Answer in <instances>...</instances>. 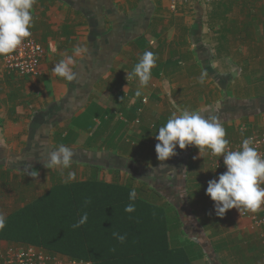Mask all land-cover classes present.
I'll use <instances>...</instances> for the list:
<instances>
[{
	"label": "crops",
	"instance_id": "obj_1",
	"mask_svg": "<svg viewBox=\"0 0 264 264\" xmlns=\"http://www.w3.org/2000/svg\"><path fill=\"white\" fill-rule=\"evenodd\" d=\"M168 5L169 0H36L30 31L44 48L39 74L6 72L0 55V214L6 216L33 199L30 194L39 196L49 188L46 181L18 191L14 172L30 173L40 165L37 173L48 169V152L61 144L73 150L77 159L72 163L84 165V179L95 167L99 180L119 182V169L112 165L128 156L137 164L134 172L143 167L138 172L155 181L167 177L173 192L187 160L178 146L166 161L157 159L158 128L173 112L209 107L214 92H264V0H217L176 10ZM76 46L86 51L77 56ZM146 50L158 59L148 85L141 87L138 78L126 77ZM69 55L77 73L71 82L52 71ZM202 73L204 83L199 82ZM231 131L228 136L235 140L249 134ZM69 135L74 138L68 140ZM104 170L110 178H103ZM191 183L200 194L199 180ZM193 207L186 226L197 232L198 225L215 240L204 235L210 246L192 240L202 251L193 264L207 255L210 264H264L262 239L249 232V221L237 208L221 217L202 203ZM220 232L237 236L235 246L220 241ZM7 244L12 243L0 240V247Z\"/></svg>",
	"mask_w": 264,
	"mask_h": 264
},
{
	"label": "trees",
	"instance_id": "obj_2",
	"mask_svg": "<svg viewBox=\"0 0 264 264\" xmlns=\"http://www.w3.org/2000/svg\"><path fill=\"white\" fill-rule=\"evenodd\" d=\"M41 168L36 166L33 171ZM129 180L101 181L97 168L92 167L83 181H55L5 216L0 240L91 264H193L202 251L196 242L183 238L182 229L192 220L191 211L182 218L180 209L168 202L151 203L136 189V199L130 200L133 186ZM182 192L188 195L186 189ZM128 204H134L135 210L126 212ZM85 212L87 222L74 228ZM114 232L126 237L123 243Z\"/></svg>",
	"mask_w": 264,
	"mask_h": 264
},
{
	"label": "clouds",
	"instance_id": "obj_3",
	"mask_svg": "<svg viewBox=\"0 0 264 264\" xmlns=\"http://www.w3.org/2000/svg\"><path fill=\"white\" fill-rule=\"evenodd\" d=\"M36 0H0V55H7L16 50L25 38L32 35L30 29L34 23L33 7ZM79 46L74 48L75 55L79 56L85 52ZM158 57L152 51H144L139 61L134 65L131 72H127L126 79L138 78L141 87L147 86L152 76V69L156 66ZM75 59L72 55L61 59L52 69L55 75L66 81H73L77 73L73 70ZM206 73H202L200 83H204ZM138 96L141 92L138 90ZM244 129H241L243 135ZM226 129L217 117L205 118L197 110H183L177 114L173 112L166 123L160 126L155 138L157 159L166 161L176 154L177 146L185 149L189 145L199 148L200 155L205 150L211 151L216 157H223L226 171L220 173L218 178L208 181L206 194L215 202L216 215L223 217L227 210L242 207L252 212L258 211L264 204V157L254 147L252 137L244 138L237 150L229 148L230 141L226 138ZM74 152L69 147L61 144L54 150L48 152L44 166L60 170L62 183H69L76 178L74 171H69L64 178V170L70 169ZM32 177L38 175L37 171L28 173ZM136 190L129 192V199H136ZM90 201L86 200L85 203ZM135 210L134 204L125 207L126 212ZM85 212L80 220L73 225L80 227L87 222ZM6 218L0 214V229L5 226ZM121 243L125 236L113 233Z\"/></svg>",
	"mask_w": 264,
	"mask_h": 264
},
{
	"label": "rangeland",
	"instance_id": "obj_4",
	"mask_svg": "<svg viewBox=\"0 0 264 264\" xmlns=\"http://www.w3.org/2000/svg\"><path fill=\"white\" fill-rule=\"evenodd\" d=\"M218 93L220 94L218 96ZM264 92L263 91H242V90H232V89H227L224 92H214L212 96H210V100H207L210 102V106L204 108L203 110H206L204 112H200L202 116L205 117V113H208V116L205 118H209L212 116H215L218 118V120L223 124V126L226 129V138L231 140L234 139L235 137L228 136L235 128L241 135V129L239 130V127L242 125L243 128H246L245 132H260L264 128ZM219 99V100H218ZM217 102V103H216ZM243 133V134H244ZM74 136L69 135L67 137L68 140L73 139ZM78 149V147H76ZM74 150H77V149ZM185 153V157L187 160V164H184L182 166L185 171L181 172V176L184 178L186 174V183H180L177 182L176 186L177 188L174 189L172 193H168L165 191L166 185L168 178H162L163 176H160L159 181H155L149 177H146L143 173L138 172L141 171L143 167L137 168L136 172L133 171V167L137 166L133 160L129 159L128 156H122L118 160V164L112 165L111 161L110 165L116 166L117 169H119V178L120 181L119 183L127 180L128 178L130 179L129 181L132 183L133 188L138 190L139 195L143 198L148 200L151 203L154 204H163L164 202H168L171 204V206L177 209H180L182 218H185V214L189 211H192V207L195 204L202 203L203 207L205 206L208 210H213L214 211V204L215 202L212 201V199L206 194V188L208 184V178H209V167L207 164L206 160V152L208 149H205L201 155L199 152V148L195 145H189L185 149H181ZM79 151V150H78ZM78 151H76L78 154ZM105 153V152H104ZM77 159L76 157H73V160ZM72 160V161H73ZM117 160V159H116ZM137 163V162H136ZM138 164H140L138 162ZM108 165L109 167H111ZM84 165L81 162L77 163H72V166L70 169L64 170V178H66L67 173L69 171H74L76 173V178L73 181H83L84 180ZM186 166V167H185ZM159 172V171H158ZM102 173V172H101ZM161 173H164V168L161 169ZM16 176V184L18 185L17 190L21 191L22 187H24L26 184L30 185L31 188L34 189V183L38 182V185L40 187L43 186V182L46 183L48 182L49 187L51 184L55 181H62V177L60 176V170L58 168H53V169H46L43 171H40L36 177L28 176L27 172H24L20 169H16L14 172ZM47 177L50 180H47ZM179 177V174H178ZM103 178H110V174H108L105 170L103 171ZM170 179V178H169ZM199 180L201 187L197 188L199 189L200 194H197L196 188H192V183L193 180ZM181 182L184 181L183 179L180 180ZM72 182V181H71ZM33 183V186L31 185ZM163 183V185H161ZM163 186L161 188H157L158 186ZM38 187L37 193H41L42 191ZM37 188V187H35ZM187 188V194L182 192ZM25 189H28L26 187ZM29 190V189H28ZM179 190V192H177ZM195 190V191H193ZM44 191V190H43ZM203 192V193H201ZM183 193V194H182ZM195 193V194H194ZM28 198L31 196H36V194H27ZM179 195H182L183 199V205H181V198L178 197ZM20 196V195H19ZM17 196L18 198V204H20V197ZM34 196V197H35ZM13 198V196H12ZM199 212L200 210L198 207H193ZM219 219V218H217ZM221 222V221H220ZM250 228V227H249ZM248 228V229H249ZM185 235L183 238H186L188 241H198L201 246H210L208 244L209 240L211 242H214L215 240L212 239L208 234L204 232V235L209 238V240L206 239V237L203 235V232L201 231V227L198 225L196 226L195 230L197 232H194V230H191L188 228V226L184 225L182 228ZM250 230V231H249ZM248 231L250 233H254V230L249 229ZM248 231H240L239 234H244L242 236L248 235ZM224 232V230L222 231ZM220 232L222 234V237H220V241L227 239L228 242L232 241V244L235 243L237 240V236L232 235V234H227ZM259 234L258 232H255ZM240 236V235H239ZM218 240V239H217ZM235 246V244H234ZM10 248H21V249H32L35 251H40L35 247H29L27 245H22V244H7V246L0 247L1 251H6ZM209 256L207 255L206 258H202L199 262V264H210L211 262L209 261ZM66 258V257H65ZM90 262V261H87ZM4 264V263H0Z\"/></svg>",
	"mask_w": 264,
	"mask_h": 264
},
{
	"label": "built area",
	"instance_id": "obj_5",
	"mask_svg": "<svg viewBox=\"0 0 264 264\" xmlns=\"http://www.w3.org/2000/svg\"><path fill=\"white\" fill-rule=\"evenodd\" d=\"M217 0H169V7L172 10L178 9L180 6L203 3L212 4ZM44 54L43 46L38 43L31 35L24 39L22 44L12 53L3 55L2 68L6 72H12L18 76H37L39 74V65ZM145 101V100H144ZM246 130V128H241ZM246 137H252L254 140V147L258 153L264 157V128L260 132H250L244 137L236 140H229V148L237 150L240 147L241 141ZM206 160L210 170L208 181L213 178H218V175L226 171L223 164V157H216L211 154L210 150L206 152ZM264 187V184H261ZM240 217L249 221L251 230L258 232L261 237V243L264 246V204L261 208L252 212L246 208L238 210ZM28 246V245H27ZM34 247V246H29ZM36 248V247H35ZM40 251L32 249L10 248L6 251L0 250V263L4 264H91L90 262H77L65 258L58 254H48L45 251L37 248Z\"/></svg>",
	"mask_w": 264,
	"mask_h": 264
},
{
	"label": "flooded vegetation",
	"instance_id": "obj_6",
	"mask_svg": "<svg viewBox=\"0 0 264 264\" xmlns=\"http://www.w3.org/2000/svg\"><path fill=\"white\" fill-rule=\"evenodd\" d=\"M161 187H163V186L160 185L157 188H161ZM165 191H167L168 193H172V189L168 185L166 186Z\"/></svg>",
	"mask_w": 264,
	"mask_h": 264
}]
</instances>
